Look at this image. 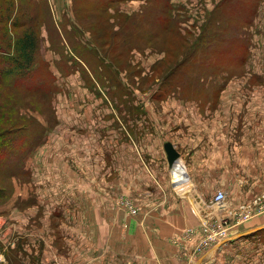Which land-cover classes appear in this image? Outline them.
Segmentation results:
<instances>
[{
  "label": "rangeland",
  "instance_id": "374dc122",
  "mask_svg": "<svg viewBox=\"0 0 264 264\" xmlns=\"http://www.w3.org/2000/svg\"><path fill=\"white\" fill-rule=\"evenodd\" d=\"M1 17L0 43L17 54L30 35L46 66L0 79V131L18 128L0 157V264H137L158 235L142 213L185 194L165 141L214 215L170 237L176 264L264 214V0H0ZM61 57L85 74L59 75ZM252 236L209 264H264V229Z\"/></svg>",
  "mask_w": 264,
  "mask_h": 264
},
{
  "label": "crops",
  "instance_id": "0c3cea01",
  "mask_svg": "<svg viewBox=\"0 0 264 264\" xmlns=\"http://www.w3.org/2000/svg\"><path fill=\"white\" fill-rule=\"evenodd\" d=\"M55 72H57V70ZM75 74L79 75L78 72H75ZM177 151L179 152L178 149ZM190 170L191 172H195V165ZM191 175L194 181L193 190L190 187L185 191L184 195L178 194L173 190L176 193V195H174L173 191H170V195H166L164 198L160 199L161 201L159 200L156 206L150 205L147 210L142 213V229L147 228L149 232L154 230L158 235L154 236L152 241L147 239L141 243H137V264H176L175 244L173 242V245L170 242V237L179 234L183 229H187L189 226H199L203 221L210 220L214 217L210 210V199L207 200L204 192L200 191L201 185L197 179L198 173H191ZM186 176L188 184L191 186L190 179L187 174ZM172 185H174V183H172ZM146 190L149 189L146 188ZM190 190L192 191L190 192ZM157 210L158 212L155 214ZM261 229H264V214L256 215L246 221L245 224L233 228L227 240L213 244L210 248L201 253L192 264H209L212 258L222 250H226L227 254L234 257L233 254L240 248L245 251L248 242H254L253 239L250 241L249 239L254 238L255 236H252L253 233Z\"/></svg>",
  "mask_w": 264,
  "mask_h": 264
},
{
  "label": "trees",
  "instance_id": "16d2710c",
  "mask_svg": "<svg viewBox=\"0 0 264 264\" xmlns=\"http://www.w3.org/2000/svg\"><path fill=\"white\" fill-rule=\"evenodd\" d=\"M150 2H155L157 0H148ZM3 20V17L0 18V21ZM18 21H15V24H24V22H21L19 19H16ZM57 28V31H60L61 27L58 25V23L55 24V29ZM71 33V30L64 29V33ZM49 35V32H48ZM62 35V32H60V36ZM201 37L204 39L203 34H200ZM199 35V36H200ZM50 36V35H49ZM59 36V35H58ZM198 36V37H199ZM197 37V38H198ZM36 40L32 36H23V38L17 43V54L13 52L12 50L8 49L7 46L0 43V79L5 82L9 79L15 78L16 83L23 82L27 79H29L31 76L34 79V72L38 74H44L45 72V66L46 62H39L40 64L37 65L36 63V56H34V51L36 47ZM200 41V40H199ZM201 42V41H200ZM83 46V44L81 43ZM192 51L195 48V44L191 45L189 47ZM73 51H78L75 48V45L72 46ZM84 49L83 47H80V50ZM86 49V47H85ZM87 50V49H86ZM79 52V51H78ZM86 52V51H84ZM83 59L87 60L86 55L82 53ZM65 56V55H63ZM184 58V57H183ZM182 58V59H183ZM181 59V60H182ZM180 60V61H181ZM69 65L64 61L63 57L60 58V61L57 62L55 60L51 64L54 65L57 72L60 74H72L71 76L75 75V72H78L79 75L82 74V76L85 74V70L83 67L80 66L79 62L77 60H69ZM79 65V67H78ZM36 68H44L43 72H40V70ZM49 71H47V74H53L51 69L48 67ZM61 70V71H60ZM63 70V71H62ZM55 74V73H54ZM84 78V77H83ZM56 86V82L53 83V87ZM18 128L10 129V130H4L0 131V157L3 156L4 149H7L9 145H13L16 138L14 136H10L9 134L12 131H16ZM3 153V154H2ZM2 154V155H1ZM6 196V189L4 187H0V201Z\"/></svg>",
  "mask_w": 264,
  "mask_h": 264
},
{
  "label": "bare ground",
  "instance_id": "6f19581e",
  "mask_svg": "<svg viewBox=\"0 0 264 264\" xmlns=\"http://www.w3.org/2000/svg\"><path fill=\"white\" fill-rule=\"evenodd\" d=\"M183 168V165L177 162L170 170L175 189L184 194L189 189V184Z\"/></svg>",
  "mask_w": 264,
  "mask_h": 264
},
{
  "label": "built area",
  "instance_id": "2783aa9c",
  "mask_svg": "<svg viewBox=\"0 0 264 264\" xmlns=\"http://www.w3.org/2000/svg\"><path fill=\"white\" fill-rule=\"evenodd\" d=\"M223 198H224V193L222 191H216L214 193L212 201H213L214 205L219 207L220 205L222 206ZM245 218H247V215H245ZM223 234H224V230L221 229V227H218L215 230H212L211 235H210V239H209L211 242L204 244V246H206V245L212 246L213 244H215L219 241H222L224 239ZM204 246H202V247H204ZM200 250L201 249L199 248L198 251H200Z\"/></svg>",
  "mask_w": 264,
  "mask_h": 264
},
{
  "label": "water",
  "instance_id": "95a60500",
  "mask_svg": "<svg viewBox=\"0 0 264 264\" xmlns=\"http://www.w3.org/2000/svg\"><path fill=\"white\" fill-rule=\"evenodd\" d=\"M162 147L165 152L168 168L171 169L177 162H180V153L171 141H165ZM184 172L186 174L185 169Z\"/></svg>",
  "mask_w": 264,
  "mask_h": 264
}]
</instances>
